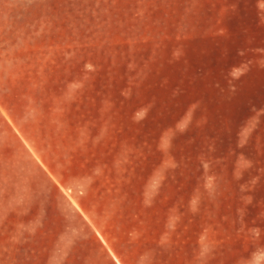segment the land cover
<instances>
[{
	"label": "rangeland",
	"instance_id": "374dc122",
	"mask_svg": "<svg viewBox=\"0 0 264 264\" xmlns=\"http://www.w3.org/2000/svg\"><path fill=\"white\" fill-rule=\"evenodd\" d=\"M159 257L264 264V0H0V264Z\"/></svg>",
	"mask_w": 264,
	"mask_h": 264
},
{
	"label": "trees",
	"instance_id": "16d2710c",
	"mask_svg": "<svg viewBox=\"0 0 264 264\" xmlns=\"http://www.w3.org/2000/svg\"><path fill=\"white\" fill-rule=\"evenodd\" d=\"M253 11L255 12V9ZM228 46H229V49H228V53H227V63L233 64L242 58L241 51H240L241 49H239V47H237V45H235V44H232V45L229 44ZM240 66H241L240 64L235 65L236 68H239ZM229 67H234V66H229ZM226 68H224V67H222V69L219 68L223 72V73H220V75L224 74V75H226V77L228 76V73L230 72V70L229 69L227 70ZM226 70H227V73L225 74ZM222 77H224V76H221V78Z\"/></svg>",
	"mask_w": 264,
	"mask_h": 264
},
{
	"label": "crops",
	"instance_id": "0c3cea01",
	"mask_svg": "<svg viewBox=\"0 0 264 264\" xmlns=\"http://www.w3.org/2000/svg\"><path fill=\"white\" fill-rule=\"evenodd\" d=\"M153 261L155 262V264H171V263H169V259L162 258V257L152 259V262ZM137 262H139V261H137ZM171 262H176V261H175V259H171ZM181 262H182V264H192V261L190 259H182ZM198 262H199V264H203V262L205 263L206 260L205 259H199ZM121 264H127V263H124L123 261H121ZM174 264H176V263H174Z\"/></svg>",
	"mask_w": 264,
	"mask_h": 264
}]
</instances>
